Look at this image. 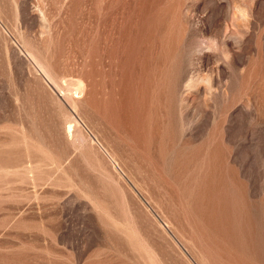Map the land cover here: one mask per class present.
Returning a JSON list of instances; mask_svg holds the SVG:
<instances>
[{
    "label": "rangeland",
    "instance_id": "rangeland-1",
    "mask_svg": "<svg viewBox=\"0 0 264 264\" xmlns=\"http://www.w3.org/2000/svg\"><path fill=\"white\" fill-rule=\"evenodd\" d=\"M0 264H264V0H0Z\"/></svg>",
    "mask_w": 264,
    "mask_h": 264
},
{
    "label": "bare ground",
    "instance_id": "bare-ground-1",
    "mask_svg": "<svg viewBox=\"0 0 264 264\" xmlns=\"http://www.w3.org/2000/svg\"><path fill=\"white\" fill-rule=\"evenodd\" d=\"M75 91H76V93H82L83 91H84V87H83V85H81V86H78V88L77 89H75Z\"/></svg>",
    "mask_w": 264,
    "mask_h": 264
}]
</instances>
